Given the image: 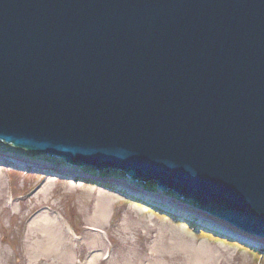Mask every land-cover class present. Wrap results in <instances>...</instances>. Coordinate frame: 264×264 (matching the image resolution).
Segmentation results:
<instances>
[{
	"label": "water",
	"instance_id": "1",
	"mask_svg": "<svg viewBox=\"0 0 264 264\" xmlns=\"http://www.w3.org/2000/svg\"><path fill=\"white\" fill-rule=\"evenodd\" d=\"M0 155L264 248V0H0Z\"/></svg>",
	"mask_w": 264,
	"mask_h": 264
},
{
	"label": "rangeland",
	"instance_id": "2",
	"mask_svg": "<svg viewBox=\"0 0 264 264\" xmlns=\"http://www.w3.org/2000/svg\"><path fill=\"white\" fill-rule=\"evenodd\" d=\"M181 220L114 186L0 158V264H264Z\"/></svg>",
	"mask_w": 264,
	"mask_h": 264
},
{
	"label": "bare ground",
	"instance_id": "3",
	"mask_svg": "<svg viewBox=\"0 0 264 264\" xmlns=\"http://www.w3.org/2000/svg\"><path fill=\"white\" fill-rule=\"evenodd\" d=\"M26 164H27L28 167H31L32 166V164H30V163H26ZM92 264H93V262H92Z\"/></svg>",
	"mask_w": 264,
	"mask_h": 264
},
{
	"label": "trees",
	"instance_id": "4",
	"mask_svg": "<svg viewBox=\"0 0 264 264\" xmlns=\"http://www.w3.org/2000/svg\"><path fill=\"white\" fill-rule=\"evenodd\" d=\"M263 259H264V256H263Z\"/></svg>",
	"mask_w": 264,
	"mask_h": 264
}]
</instances>
